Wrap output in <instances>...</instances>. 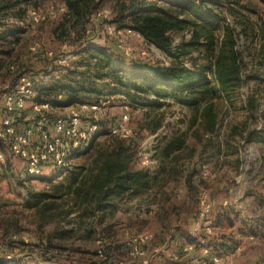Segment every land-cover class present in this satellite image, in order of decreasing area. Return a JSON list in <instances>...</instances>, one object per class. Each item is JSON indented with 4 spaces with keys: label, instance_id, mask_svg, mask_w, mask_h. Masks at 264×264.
Here are the masks:
<instances>
[{
    "label": "rangeland",
    "instance_id": "374dc122",
    "mask_svg": "<svg viewBox=\"0 0 264 264\" xmlns=\"http://www.w3.org/2000/svg\"><path fill=\"white\" fill-rule=\"evenodd\" d=\"M15 1L0 0V3ZM120 1L123 0H95L98 9L88 25L89 38L96 45L113 51L125 65L132 62L170 65L172 58L146 42L139 33L130 29H115L112 18ZM207 5L213 15L222 19H219L220 27L228 26L232 30L236 39L234 46L246 63L240 67V77L245 83L238 97L237 94L231 98L218 95L216 88H210L212 90L208 92H197L191 96L194 106L182 104L176 94L168 98L142 96L147 101H158L160 107L142 104L134 107L122 95H112L110 102L93 95L82 99L77 105L52 106L48 114L53 118L77 112L84 129L96 120L98 133L102 131V134H97L94 139L101 144L108 136L103 132L118 124L125 114L130 135L121 139L137 148V162L156 159L160 147L169 137L190 128L185 143L193 151L191 163L194 173L186 189L181 186V179L176 189L171 183L166 186L169 193L173 190L181 193L170 201L174 207H168L165 212L157 211L155 201L147 193L146 199L135 202V198L128 201L114 199L103 214H65L72 206V200L64 188L67 180L63 174L66 171L57 174L43 171L35 176H25L23 160L11 153L7 139L0 138V152L3 155L0 158V262L249 264L259 255H264V237L250 240L238 235L237 230L232 234L231 229L230 233L225 222L220 228H217V224L216 229L204 223L205 215L213 214L209 213L210 210L205 214L204 210L210 204L208 199H203L206 190H216L218 197L210 200L216 203L215 211H226L229 215L235 211L241 212L246 219L252 215L251 196L264 194V49H258L264 28L259 27L260 23H264V0H210ZM63 11V0H21L14 4L12 10H0V23L10 28H23L20 39L12 46L9 44L6 50L10 53L2 60L0 105L5 93L17 83L19 73L25 72L43 85L50 77L62 73L63 67L71 66V62L79 58L72 54L80 49L76 46L78 41L74 38L59 39L54 33ZM239 19L247 22V39L238 36L241 26ZM188 37V32L173 34L175 44ZM201 50L188 49L189 52L177 63L189 69L208 65L209 58ZM203 74L208 80L214 79L210 69H205ZM34 95L33 91L25 109L14 120L17 131H23L35 123L32 110ZM248 95L254 99V113L248 112L241 104ZM86 103L96 104L98 108H83L82 105ZM206 105L213 106L216 126L213 132L199 137L192 131L199 125L198 110ZM193 119L196 126H190ZM233 129L242 134L233 133ZM251 131L255 132L251 139L243 140L241 135ZM211 150L219 151L217 154H222L220 161L224 162L215 171L217 183L204 180L211 174L208 166H202L212 158ZM82 159L70 156L67 163H70V167L73 162L82 163ZM160 221L166 225L163 230H160ZM92 223L95 232L89 233L87 229ZM235 223L239 227L237 218ZM104 225L110 226L107 233L101 232ZM229 238L236 239L239 244L234 249L236 252L231 254L220 250L218 254L222 260L205 248L210 246L218 250L221 241H229Z\"/></svg>",
    "mask_w": 264,
    "mask_h": 264
},
{
    "label": "trees",
    "instance_id": "16d2710c",
    "mask_svg": "<svg viewBox=\"0 0 264 264\" xmlns=\"http://www.w3.org/2000/svg\"><path fill=\"white\" fill-rule=\"evenodd\" d=\"M20 1L17 0L15 3ZM208 1L210 0L119 2L112 18L115 29H130L139 33L146 42L172 58L170 65L161 66L144 62L123 64L113 51L96 45L87 35L92 15L98 9L95 0H63L64 11L54 33L59 39L77 40L76 46L80 49L72 54L79 58L71 62V66L63 67L62 73L50 77L46 86L39 85L35 78L22 72L32 82L35 93L33 101L38 104L48 102L51 106H73L93 95L104 99L112 95H122L130 106L138 107L137 104H142L160 107L158 101H147L142 96L168 98L177 94L182 104L194 106L195 102L191 96L197 92H208L212 90L210 88H216L218 95L231 98L237 94L238 97V92L245 83L240 77V67L245 66L246 63L242 59L241 52L234 46L236 39L232 30L228 26L220 27L221 18L218 19L211 13L207 5ZM15 3H0V10H12ZM246 23L239 19L241 25L239 38L245 37ZM263 26L264 23H260L259 27ZM182 32L189 33L188 39L175 44L173 34ZM21 33H23L21 27L10 28L0 23V70L3 65L2 60L10 53L6 49L9 44L12 46L20 39ZM261 33L262 43L259 45V51L264 49V28ZM190 48L202 49L200 52L209 58L208 65L189 69L177 63V60L186 55ZM205 69L211 70L213 80L203 77ZM241 104L250 113L256 111L251 95L246 96ZM197 116L199 125L194 128L193 134L203 137L207 132L211 133L215 130L216 114L212 105L199 109ZM48 117L51 125L56 116ZM194 125L193 119L190 126ZM189 130L191 129L175 134L163 143L159 149V165L153 172L135 167L137 148L125 143L121 137L107 130L103 132L108 135L104 144L93 138L89 147L71 154L77 159L83 158L82 163L73 162L70 167V163H67L64 168L66 172L63 175L67 180L64 188L72 200V206L65 214L71 212H79L77 214L79 216H88L87 214L90 213L93 214L91 216L103 214L107 205L114 199L132 200L149 194L153 189L156 194L153 200L157 211L165 212L168 207H174L170 201L176 198V192L173 190L169 193L166 186L171 183L173 189H176L181 179L188 188L189 180L194 173L193 166L190 168L185 166L187 162L191 164L193 156L192 149L185 143V136ZM100 132L102 131L97 134H102ZM233 133L242 134L239 131ZM254 133L247 132L246 135H241L242 139L249 141ZM114 137L116 138L111 139ZM48 172L57 174L62 171ZM24 174L28 176L25 172ZM252 199L256 210H260L263 217L259 218L256 226H251L244 235L264 237V234L256 229L258 226L264 228V197L256 195ZM220 214L224 216L221 219L227 220L230 225L229 214L226 211H221ZM160 222L162 225L160 230H163L166 225L163 221ZM109 228L110 226L104 225L101 232L107 233ZM87 232H95L94 223ZM219 246L225 252H232L228 246L221 244ZM0 264L27 263L0 262Z\"/></svg>",
    "mask_w": 264,
    "mask_h": 264
},
{
    "label": "built area",
    "instance_id": "2783aa9c",
    "mask_svg": "<svg viewBox=\"0 0 264 264\" xmlns=\"http://www.w3.org/2000/svg\"><path fill=\"white\" fill-rule=\"evenodd\" d=\"M32 82L29 77L20 73L16 85L8 90L0 105V138L7 139L12 154L23 160L24 172L35 176L43 171H62L67 165L71 154L86 148L98 132L97 121L93 120L86 129L77 112L66 116H56L49 125V112L52 106L48 103H35L32 110L35 123L23 131H17L14 126L15 118L25 109L28 98L32 95ZM83 108L97 109L93 103L82 105ZM127 116L122 115L119 123L108 130L118 137L130 135L126 126ZM0 152V158H2ZM209 208L205 209V214ZM216 260V258H214Z\"/></svg>",
    "mask_w": 264,
    "mask_h": 264
},
{
    "label": "crops",
    "instance_id": "0c3cea01",
    "mask_svg": "<svg viewBox=\"0 0 264 264\" xmlns=\"http://www.w3.org/2000/svg\"><path fill=\"white\" fill-rule=\"evenodd\" d=\"M35 81H37L38 82V80H36V79H34ZM42 82V81H41ZM40 83V82H39ZM38 83V84H39ZM43 84V83H42ZM43 85H47V83H45V84H43ZM110 99H111V97H108V98H105V101L104 102H110ZM205 151H206V149H205ZM219 151H217V150H211V153H210V156L212 155V158L210 159V160H206V162H205V164L204 165H202V166H208V168L211 170V174H209L207 177H205L204 178V180L205 181H209V182H213V183H217L218 182V179L217 178H215V171H216V169L217 168H219V166H220V164L222 165L223 163H221V155L222 154H217ZM185 164V163H184ZM158 165H159V158L157 157L156 159H154V158H151V159H149V160H147V161H141V162H137L136 161V165H135V167L137 168V169H143V170H148V171H150V172H153V171H155L156 169H157V167H158ZM185 166H187V168H190V167H192L193 166V164L191 163H186L185 164ZM201 165H199V167H200ZM208 173V172H207ZM207 178V179H206ZM182 187H184L185 188V185H184V182L182 183V185H181ZM186 189V188H185ZM150 198L151 199H153V197H154V194H155V190L153 189L150 193ZM216 194L218 195V192L216 191V190H214V191H205L204 192V194H203V199H208V201H209V213L211 212V214H213V215H210V214H208V215H205L206 217H205V222L204 223H206L207 225H211V226H213V228L215 227V229H216V225L218 224V227L217 228H220V227H223L222 226V224L225 222V224H226V226L230 229V233H231V229L233 230V232H232V234H234L235 233V231L237 230V234L238 235H240V236H245L244 235V233H246V232H248V230H249V228L251 227V226H256V223H257V220L259 219V218H261V217H263V214L262 213H260V210H256V206H255V204L253 203V202H251L250 203V207H251V209H250V212L252 213V215H251V218L249 217V218H246L245 219V217H244V215H242L241 214V212L239 213V212H237V211H235L234 212V214L232 213V215H229L228 217H229V220H231V224L229 225L228 224V222H227V220H224V219H221V217H224V216H221V211H215V208H214V205L216 204L214 201L211 203L210 202V200H213L214 199V197H218V196H216ZM156 195V194H155ZM179 195H181V193H177L176 192V197H179ZM145 195H143V196H141V197H138V198H135L133 201L135 202V201H139L140 199H146V196L144 197ZM262 196L264 197V194H262ZM249 198V197H248ZM251 198H253L252 196H251ZM253 200V199H252ZM219 204V203H218ZM210 216H211V219H210ZM241 216H242V218H241ZM259 216V217H258ZM235 218H237L238 219V221H239V227H236L235 225H236V223H235ZM245 219V220H244ZM203 223V224H204ZM205 226V225H204ZM258 231H260V232H264V228H262V227H260V226H258L257 228H256ZM245 237H248V239H250V240H256V239H258V237H255V236H252V235H250V236H245ZM230 240L229 241H221V245H225V246H228L230 249H232V252H230V254L231 253H233V252H236V251H234V249H236V247L238 246V242H237V240L236 239H233V238H229ZM236 240V241H235ZM219 244V245H220ZM170 246H171V244H170ZM205 248H206V250H210V252H211V254H214V255H217V256H219V254H218V252H220V250H222V249H220V246H219V248H218V250H217V248L216 247H214V249L212 248V247H210V246H205ZM212 249V250H211ZM188 250H190L189 249V247H188ZM217 250V251H216ZM223 251V250H222ZM225 254L227 253V252H225V251H223ZM202 255H203V253H202ZM262 255V254H261ZM261 255H259L257 258H256V260L255 261H253V263H252V261L250 262L251 264H264L262 261H263V256H261ZM227 256V255H226ZM225 256V257H226ZM207 257V256H206ZM219 258H220V256H219ZM220 260H222V258H220ZM244 262V261H243ZM230 262H226V263H224V264H229ZM249 263V264H250Z\"/></svg>",
    "mask_w": 264,
    "mask_h": 264
}]
</instances>
